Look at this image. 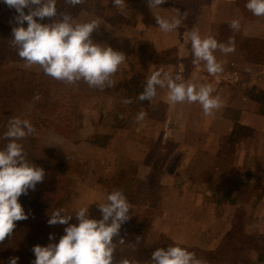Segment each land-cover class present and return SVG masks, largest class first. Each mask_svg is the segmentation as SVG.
<instances>
[{"label":"rangeland","instance_id":"rangeland-1","mask_svg":"<svg viewBox=\"0 0 264 264\" xmlns=\"http://www.w3.org/2000/svg\"><path fill=\"white\" fill-rule=\"evenodd\" d=\"M247 2L236 4L240 12L245 15L246 20L254 19L253 23L261 22L260 16L253 15L246 8ZM92 3L104 7L106 5L102 0H92ZM99 9L91 14H83L77 23L100 18L101 26L98 33L92 34L93 41L123 52L127 57L126 62L113 77L115 86L104 90L90 88L83 81L73 85L55 82L49 88L45 84V88L50 92L48 100L61 106L60 116L77 131L80 140L72 142L51 130L44 132L40 144L47 149V152L42 155L39 164L52 168L64 158H69L79 166L77 173L67 177L64 185L59 189L33 193L32 202L35 204L28 214L29 220L18 221L15 239H20L30 230L43 237L52 235L59 239L64 235L63 229L66 225L51 226L47 221L52 212L60 208L74 215L78 208L89 206L90 217L99 219L100 213L96 204L106 201L107 195L103 189L105 179L112 178L121 172L128 173L129 179H138L139 162L150 166L149 174L152 172L151 167H156L161 184L157 209L159 214L154 216L149 224L147 242L167 237L183 245L211 250L228 232L236 209L240 207H243L245 211L244 233L248 236L264 235V197H261L264 188V120L257 117L252 121L253 127H250L254 131L253 138L247 144V148H238L232 157L223 158L217 155L218 152L210 154L205 150L197 157L195 152L191 153L189 160L193 163L186 160L185 163L183 162L188 153L183 155L180 144L207 145L213 142L219 145L217 150L219 151L239 111L235 106L236 103L233 105L232 102L236 100V105L240 106L236 96L230 100L229 105L234 107L227 108L223 105L216 110L219 114L228 115L230 119L218 120V125L215 124L216 120L211 123L208 120H191L189 127L195 128L193 131L184 130L182 136H167L164 141L159 134L164 127L162 121L145 118L137 122L136 119H131L129 123L111 131V124L105 119L106 113L115 105L124 69L136 62L147 63L150 53L160 55L166 47H175L173 45L181 41L180 31L189 32L199 26H201L200 31H206L210 25L208 26L206 20L195 24L196 14L199 13L197 10L192 19L183 18L182 27L165 34L156 24L155 17L173 19L176 17L174 6L162 4L159 8L150 9L147 0H131L128 7L120 8V13L117 15L112 11ZM24 11L27 14L28 10L24 9ZM16 15L14 9L0 3V25H6L11 29L17 27L14 19ZM37 22L47 24L52 20L45 18ZM243 22L240 21V29L243 28ZM229 25L230 22L215 26L213 29L217 31V34L223 33L226 39L233 38L235 46H239L237 32L240 29L233 31ZM23 26L26 28L27 23L25 22ZM7 35L13 38L12 34ZM7 35L0 28V43L8 39H5ZM213 37L217 40L222 39ZM158 56L156 58H159ZM171 60L174 63L166 65L163 70L171 69L174 75L180 70L185 59L178 52V56ZM0 65H4L13 77H23L27 74L40 76L43 73L37 66L26 67L25 61L21 58L13 60L4 54L0 55ZM45 78L47 79L46 75ZM224 90L228 91L229 96H222L223 101L233 97L238 91L236 88ZM246 91L242 90L240 93ZM36 99L37 96H34L31 102L23 105L24 114L34 110ZM155 101L163 102L158 98H155ZM245 110L253 114H257L258 111L261 115L260 106L257 110L254 106L252 108L247 105ZM246 111L243 113L250 116ZM145 121H150L149 123H153V126H147ZM243 121L248 123L246 118ZM142 131L146 132V136L142 135ZM94 134L100 136L96 140L99 145L84 141ZM154 137H157L156 141ZM226 192H230L229 199H225ZM232 198L235 199L234 204L230 203ZM134 215L135 207L131 206L130 217L133 218ZM243 255L253 262L257 257L250 248ZM13 257L15 256H10V258ZM22 263L23 261L18 259L17 264Z\"/></svg>","mask_w":264,"mask_h":264},{"label":"clouds","instance_id":"clouds-1","mask_svg":"<svg viewBox=\"0 0 264 264\" xmlns=\"http://www.w3.org/2000/svg\"><path fill=\"white\" fill-rule=\"evenodd\" d=\"M71 7L83 5L86 0H64ZM168 0H147L148 7L159 8ZM17 13V27L12 29L11 44L17 49L18 56L25 61V66L39 67L43 74L68 85L80 81L90 88L104 90L114 87L113 77L125 64L127 57L123 52L112 47L94 42L92 34L99 32L101 19L77 23L67 12L58 14V0H3ZM113 6L123 9L126 0H112ZM246 8L255 16H264V0H248ZM24 9H27L25 14ZM176 17L169 20L156 16L159 29L167 34L182 26L183 16L176 9ZM45 18L51 23L37 22ZM27 23L25 28L23 25ZM229 27L239 31L240 20L233 19ZM187 38L191 44L192 63L204 62L207 72L218 76L223 72L221 62L214 53L219 49L224 54L235 51V41L229 38L227 44L219 43L213 36L202 37L198 29L190 30ZM181 75L157 69L147 78L143 91L139 94L141 102H151L157 95V88L167 89L170 104L199 103L205 116L214 115L215 110L223 106L219 96H214L211 84L196 85L181 82ZM122 103H132L125 98ZM147 113L140 111L137 122L145 120ZM121 118H123L121 116ZM36 133V128L27 119L12 118L3 139L8 142L0 148V243L13 235L15 222L27 220L28 215L18 202L21 195L35 189L42 182L45 172L27 159L20 141ZM100 218H91L89 206L80 207L75 214L64 208L57 209L49 216L48 224L66 225L64 235L58 243L46 246L36 245L32 251L33 264H139L135 259L123 258L117 261V246L124 245L120 237L122 225L130 220V204L121 190H113L106 196V201L97 203ZM75 220L76 223H70ZM54 237L49 236L52 241ZM139 243V237H137ZM18 257L10 258L8 264H17ZM150 264H204L195 252L180 246H168L155 249L151 253Z\"/></svg>","mask_w":264,"mask_h":264},{"label":"trees","instance_id":"trees-1","mask_svg":"<svg viewBox=\"0 0 264 264\" xmlns=\"http://www.w3.org/2000/svg\"><path fill=\"white\" fill-rule=\"evenodd\" d=\"M102 1L106 3L105 7L93 4L92 0H86L85 4L76 7L65 4L64 0H58V14L60 12L70 13L77 22L83 14H91L99 8L101 11H112L116 15L120 13V8L114 7L112 0ZM130 1L126 0L124 8L128 7ZM232 1L240 5L248 0ZM210 2L211 0H168L163 5L172 4L175 10L180 9L183 18L192 19L199 8L208 5ZM0 3H3V0H0ZM0 28L6 35L12 34V29L6 25L2 24ZM5 39L7 40L0 43V55L4 54L13 60H19L17 49L11 44L13 38L7 35ZM238 40L239 48L245 53L248 62L264 65V42L261 39L239 38ZM158 55L150 53L147 63L136 62L123 70L124 73L121 77V85L118 89L115 105L105 115V119L111 124V131L118 129L119 126L125 123H129L131 119H135L140 111L146 112V118L148 119L166 121L169 110L166 103L155 101L156 97L151 102L138 100V96L143 91L146 80L152 71L163 69L166 65L173 64L174 61L171 59L178 56V50L176 47H172ZM157 56L159 58H156ZM10 74L4 68V65H0V148H3L8 142L3 139V135L7 131L9 121L12 118L18 117L29 120L36 128V133L20 141V143L23 144L24 151L27 153V159L35 166L41 167L45 172L44 180L37 183L34 190L29 189L27 195H21L18 199L25 214L28 215L35 204L32 202L34 192L59 189L64 185L67 177L77 173V167L79 166L78 163L69 158H64L52 168L40 165V158L47 152V149L40 144L44 132L51 130L72 142H78L80 139L77 131L60 116L61 106L48 100V98L50 99V92L45 88V84L49 88L55 82L65 83L53 78L49 79L50 76H47L46 79L43 73L40 76L27 74L23 77H13ZM158 90L160 88H157V92ZM245 94L261 107L260 113L264 116V91L247 89ZM34 96H37L34 102V110L24 114L23 105L31 102ZM45 96L46 99H44ZM125 98H130L132 103L123 104L122 100ZM253 133L254 131L251 127L241 125L234 120L232 131L222 141L217 155L223 158L232 157L238 148L247 146L253 138ZM99 137V134H94L84 139V141L99 145L96 141ZM151 168L152 172L145 180L129 179L128 173L121 172L112 178H106L103 183L106 195L113 190H121L127 197L129 204L135 207L134 217L121 227L120 237L125 239V244H118L117 246V261L129 258L137 260L139 264H150L151 253L155 249L180 246L195 252L197 258L204 261V264H264V235L248 236L244 233L243 216L245 211L243 207L236 209V214H234L228 232L222 237L218 245L211 250L179 244L167 237L158 238L154 242H147L149 224H151L154 216L159 214L157 209L161 188L156 167L153 168L152 166ZM229 196L230 192H226L225 199H229ZM261 197H264V188L262 189ZM230 203L234 204L235 199L232 198ZM17 223L15 222L16 227L13 235L0 243V264H8L11 255L21 259L23 261L22 264H33L35 256L32 249L34 246H46L49 243H58L59 241L55 237L50 241L49 237H43L31 230L27 231L20 239H15ZM71 223H76V221H71ZM137 237H139V243L136 242ZM248 248L256 253L255 262L249 260L246 255L244 257L243 254Z\"/></svg>","mask_w":264,"mask_h":264},{"label":"crops","instance_id":"crops-1","mask_svg":"<svg viewBox=\"0 0 264 264\" xmlns=\"http://www.w3.org/2000/svg\"><path fill=\"white\" fill-rule=\"evenodd\" d=\"M198 12L199 13L196 14L195 17V24H199L200 22L206 20L205 22H207L208 26L210 25V27H208V30L206 29V31H200L199 27L201 26L197 28L202 37H206L208 35L217 36L218 38H222L221 40H217L219 43L227 44L229 39L223 37V33L217 34V31H214L213 28L215 26H219L220 24L229 23L233 19L238 18L240 21H244L242 26L243 28L240 29L239 32H237L239 38H256L261 39L264 42V16H260L261 22L259 23H257V21L253 23L254 19H251L252 21L250 19L246 20L245 15L240 12V8H238V6L232 0H211L208 5L199 8ZM180 32H182V34ZM180 32L179 34L181 36V41L178 44L175 43L173 46L177 48L180 56H182L185 60L183 61L180 70L177 71V74L174 73V75H181L183 77V80L181 82L192 83L196 85L211 84L214 88L213 95L219 96L220 99L222 96L228 95V91H225L224 89L236 88L238 89L237 94L233 95V97L230 98L227 97L228 99H226V101L222 100L224 107L227 108L234 107L229 105L231 102L230 100L234 99L235 96L240 101V106L236 105V100L232 101L233 105L234 103H236L235 106L237 107V109H239V111H237L238 113L236 118H233H235V120L239 124L249 127H253L252 121L256 120L257 117L260 120H264V116L260 115L258 111L257 114H253L252 112L245 110L247 108V105L248 107L252 108L254 106V109L258 110L259 105L246 97V94L244 92L240 93L242 90L246 91L247 88H257L264 91V65L252 64L248 62L246 60L245 53L240 50L239 46H235V51L231 54H224L219 49H217L214 55L216 56L217 61L222 63L224 70L218 76H212L207 72L204 62H200L198 65H194L192 63L193 55L191 52L190 41L187 38L188 31L185 30ZM234 36L236 37V35ZM168 48H172V46L166 47V49ZM167 71L172 72L171 69H167ZM156 98H158V100H163V102L169 106L168 116L166 118V121L164 122V127H162L163 129L161 128L159 133L160 136H162L163 141L167 136H182L184 130L193 131V129L195 128L189 127V122L191 120H208L210 123L211 121L214 122V120H216L217 122H215V124L218 125V120L224 121L226 120V118L230 119L228 115L219 114V112L216 110L214 112V115L205 116L202 106L199 103L185 102L175 105L170 104L167 100L166 88L158 90ZM243 111H246L248 114H250V116H247V114L243 113ZM245 118L248 120V123L243 121L245 120ZM149 122L150 121H145L147 126H153V123L151 124ZM233 124L234 123L232 122V127ZM231 131L232 129L228 134H230ZM142 135L146 136V132L142 131ZM156 140L157 137H154V141ZM178 143L180 142L178 141ZM218 146L219 145H215V143L213 142H211L210 144L208 143L207 145L202 143L201 145L180 144V147L182 148L181 150H183L184 152L183 155L185 153H188L185 156L186 159H184L183 162L185 163L186 160L187 162L191 161L193 163L192 160H189V158H191V153L193 152L196 153V157L205 150L210 154H214L217 152L219 148ZM245 148L247 147L245 146ZM138 165L137 178L139 180H145L150 172V166L143 162H139Z\"/></svg>","mask_w":264,"mask_h":264}]
</instances>
